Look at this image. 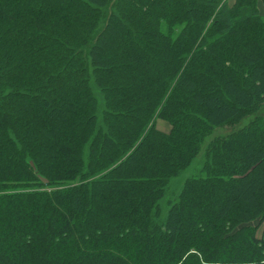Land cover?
Wrapping results in <instances>:
<instances>
[{
    "label": "trees",
    "instance_id": "1",
    "mask_svg": "<svg viewBox=\"0 0 264 264\" xmlns=\"http://www.w3.org/2000/svg\"><path fill=\"white\" fill-rule=\"evenodd\" d=\"M261 1L0 0V264H264Z\"/></svg>",
    "mask_w": 264,
    "mask_h": 264
},
{
    "label": "rangeland",
    "instance_id": "2",
    "mask_svg": "<svg viewBox=\"0 0 264 264\" xmlns=\"http://www.w3.org/2000/svg\"><path fill=\"white\" fill-rule=\"evenodd\" d=\"M158 127L161 128L162 130L169 132L171 129V125L167 122L164 121L162 119H158ZM197 163H194L182 176L175 178L172 180L167 193H166V197L164 199V211L167 210L168 208V200H170L171 198H173L174 196H176V194L180 191V189L182 188V185L184 183V180L187 176L193 174L196 171V167H197ZM259 220H255L252 222V224L256 225L259 224ZM258 230H257V236L259 238L264 236V222L258 225Z\"/></svg>",
    "mask_w": 264,
    "mask_h": 264
},
{
    "label": "crops",
    "instance_id": "3",
    "mask_svg": "<svg viewBox=\"0 0 264 264\" xmlns=\"http://www.w3.org/2000/svg\"><path fill=\"white\" fill-rule=\"evenodd\" d=\"M259 7H260L261 12L264 13V2L263 1L260 2Z\"/></svg>",
    "mask_w": 264,
    "mask_h": 264
}]
</instances>
